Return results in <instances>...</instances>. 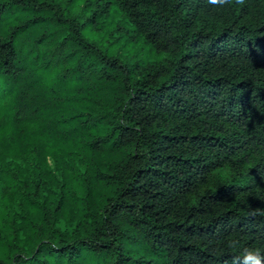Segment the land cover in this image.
<instances>
[{
    "label": "trees",
    "instance_id": "16d2710c",
    "mask_svg": "<svg viewBox=\"0 0 264 264\" xmlns=\"http://www.w3.org/2000/svg\"><path fill=\"white\" fill-rule=\"evenodd\" d=\"M70 10L0 0V264L264 257V0Z\"/></svg>",
    "mask_w": 264,
    "mask_h": 264
},
{
    "label": "clouds",
    "instance_id": "9594fccd",
    "mask_svg": "<svg viewBox=\"0 0 264 264\" xmlns=\"http://www.w3.org/2000/svg\"><path fill=\"white\" fill-rule=\"evenodd\" d=\"M212 3H224L227 0H211ZM235 246V242L233 245ZM249 261H255V264H264V257L261 256L259 249H245L244 250V264H249Z\"/></svg>",
    "mask_w": 264,
    "mask_h": 264
},
{
    "label": "rangeland",
    "instance_id": "374dc122",
    "mask_svg": "<svg viewBox=\"0 0 264 264\" xmlns=\"http://www.w3.org/2000/svg\"><path fill=\"white\" fill-rule=\"evenodd\" d=\"M63 4H66L68 6H70L71 8V12H75L77 9H78V3L81 2V0H76L77 2L75 3L74 0H60ZM124 19V17H123ZM84 34L88 37H91L89 36V34H91V30H90V27L89 26H86L85 29H84ZM123 52V51H122ZM124 54V53H122Z\"/></svg>",
    "mask_w": 264,
    "mask_h": 264
}]
</instances>
